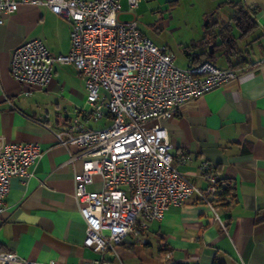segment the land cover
<instances>
[{"label": "crops", "instance_id": "1", "mask_svg": "<svg viewBox=\"0 0 264 264\" xmlns=\"http://www.w3.org/2000/svg\"><path fill=\"white\" fill-rule=\"evenodd\" d=\"M235 1L251 13L256 31L242 39L230 26L226 45L215 51L212 43L202 40L204 22L218 23L212 35L221 42L219 27L231 21L230 2ZM225 7L231 9L228 14L220 13ZM133 12L137 22L145 15H165L170 27L181 32L177 47L185 57L176 56L170 42L155 43L166 46L178 66L197 63L208 52L224 68L228 63L223 53L230 50L231 60L243 59L249 70L240 79L188 101L163 121L175 166L204 189L207 180L199 166L208 161L217 180L234 187V196L218 192L210 204L195 193L182 204L169 206L162 219L150 220L138 240L117 245L116 256L105 257L111 264H213L215 258L226 264H264V0H139ZM223 15L227 17L220 18ZM119 17H132L127 0H121ZM70 27L69 19L44 4L20 3L0 23V144L30 142L41 150L27 177L10 179L0 250L42 263L83 264L100 256L83 244L86 227L74 197L73 176L82 170L81 147L56 142L52 132L67 128L84 104V81L71 63H55L45 89L20 83L9 71L14 49L34 37L52 54L66 53ZM110 121L102 117L84 122L99 128ZM186 155L190 159L181 162ZM93 179L88 189H99V176Z\"/></svg>", "mask_w": 264, "mask_h": 264}, {"label": "built area", "instance_id": "2", "mask_svg": "<svg viewBox=\"0 0 264 264\" xmlns=\"http://www.w3.org/2000/svg\"><path fill=\"white\" fill-rule=\"evenodd\" d=\"M139 0H127L132 17H119L121 0H0V23L20 3L44 4L70 21L66 53L52 54L37 37L16 47L9 71L20 83L48 87L55 63L73 64L84 81L85 102L65 129H53L56 142L81 147L82 170L73 176L74 197L85 223L84 246L100 254L89 263L111 264L117 245L136 241L152 219H162L171 205H180L195 193L211 204L220 191L214 169L200 163L207 186L195 182L175 166L163 121L188 101L240 79L246 66L219 67L210 60L174 62L166 46L144 35L133 10ZM110 117L109 124L88 127L84 121ZM41 156L36 143L0 144V222L12 176L27 177ZM73 158V157H71ZM190 159L180 157L181 162ZM100 178L99 189H88ZM0 264H58L22 258L0 250Z\"/></svg>", "mask_w": 264, "mask_h": 264}, {"label": "trees", "instance_id": "3", "mask_svg": "<svg viewBox=\"0 0 264 264\" xmlns=\"http://www.w3.org/2000/svg\"><path fill=\"white\" fill-rule=\"evenodd\" d=\"M230 3L232 5V13L230 16V20H231L230 22L232 25L229 22L219 27L218 35L221 36V42L216 43L215 35H212L213 27L216 26L218 23L214 21V19H208L204 22V37L202 38V40L205 43V45H207L208 43H212L214 45V50L216 49V47L221 48L226 45L225 38H226V35H230V26L235 27L238 30L239 37L242 39L253 35L256 31L257 24L255 20L252 18L251 13L247 11L244 7H242L239 1L230 2ZM226 49H229V48H226ZM213 54L214 53L209 55L208 52L203 53V56L205 57L199 59L197 63L202 62L204 60H210L213 62V60L210 59V57ZM223 56L226 62L228 63L227 67L244 66L243 59L237 60L235 62L231 60L230 50H227V51L225 50L223 53ZM223 182L225 183V186H223ZM218 183H219V186L221 187L219 191L220 196H226V195L234 196V192H233L234 187H232V185L228 181L218 180ZM175 264H188V263L178 262ZM213 264H226V263L215 258L213 260Z\"/></svg>", "mask_w": 264, "mask_h": 264}, {"label": "rangeland", "instance_id": "4", "mask_svg": "<svg viewBox=\"0 0 264 264\" xmlns=\"http://www.w3.org/2000/svg\"><path fill=\"white\" fill-rule=\"evenodd\" d=\"M228 9L231 10L230 8L225 7L220 11V13L228 14ZM226 17L227 16L225 15L220 16V18ZM138 23H140L143 33L146 34V36H148L154 44L156 43V40L170 42V46L173 49L175 55L178 57H185L182 52V48L177 47V43L183 38L181 32H178L177 30L173 29V27H170L172 24H170L169 19H167L165 15H163V17L157 14L145 15L143 19H139ZM218 62L219 65L222 64L221 61ZM176 63L178 64V61H176ZM91 125L93 126L90 127L97 128L95 127L97 124Z\"/></svg>", "mask_w": 264, "mask_h": 264}, {"label": "water", "instance_id": "5", "mask_svg": "<svg viewBox=\"0 0 264 264\" xmlns=\"http://www.w3.org/2000/svg\"><path fill=\"white\" fill-rule=\"evenodd\" d=\"M209 51H210V52H212V51H213V47H212V45H211V44L209 45Z\"/></svg>", "mask_w": 264, "mask_h": 264}]
</instances>
